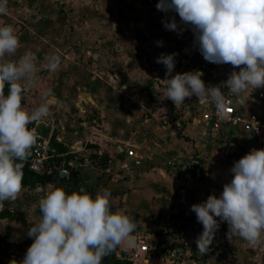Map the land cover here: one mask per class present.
I'll list each match as a JSON object with an SVG mask.
<instances>
[{"label":"crops","instance_id":"obj_1","mask_svg":"<svg viewBox=\"0 0 264 264\" xmlns=\"http://www.w3.org/2000/svg\"><path fill=\"white\" fill-rule=\"evenodd\" d=\"M144 6L145 0H9L7 13L27 16L17 20L18 27L12 25L17 30L42 29L43 45L49 42L46 48L52 45L48 37L58 31L61 49L53 55H58L64 66H68L67 62L84 60L77 47L83 43L101 51L91 53L94 48L86 51V58H93L92 65L118 57L125 59L129 69L118 66L121 68L118 71L90 68L72 71L60 64L54 72L36 74V80L57 79L53 88L59 104L50 113L55 115L58 125L56 140L69 153L75 173L70 181L21 187L20 196L24 198L19 203L12 200L9 208L16 229L4 241L0 237V244L25 255L33 242L26 231L40 219V200L55 187H63L67 192L83 188L92 195L105 189L110 191L111 209L129 215L135 229L142 232L152 228L157 218L191 211L192 204L213 192L219 195L223 184L231 178L229 169L234 162L253 148H264L240 126L223 127L221 138H212L203 115L206 104L198 102L195 96L185 98L178 106L165 99L166 79L170 77L166 76L164 65L156 62L161 53H177L173 76L200 69L192 57L174 44L171 36L159 33L150 24ZM107 30L115 33L118 30L117 37L103 35L102 31ZM127 37L131 42L139 41L137 37L145 38L135 46L146 52V58L129 53L125 47ZM68 39L77 48L64 49ZM161 40L163 45L158 46L157 41ZM47 51L44 49L43 57L39 51L31 52L34 61H47L52 56ZM142 61L147 66L154 64L156 71L152 74L156 81L151 84L144 81L145 71L137 67ZM202 73L206 85H216ZM79 76L90 81L79 85ZM31 89V85H23V90ZM258 95L259 91L254 89L245 98H236L238 106L247 113H261ZM85 147L91 150L90 158L83 157L87 154ZM94 155L109 158V164L100 165ZM9 220L0 219V232L7 230ZM25 236L27 239L21 242ZM102 264L132 263L109 254ZM210 264H264V240L253 246L232 235L231 254Z\"/></svg>","mask_w":264,"mask_h":264},{"label":"clouds","instance_id":"obj_2","mask_svg":"<svg viewBox=\"0 0 264 264\" xmlns=\"http://www.w3.org/2000/svg\"><path fill=\"white\" fill-rule=\"evenodd\" d=\"M8 5L9 0H0V14L7 13ZM156 8L178 14L179 23L172 17L162 21L164 27L178 33L190 28L206 61L233 68L220 84L206 85L200 70L173 76L177 53H161L156 62L164 65L170 77L165 99L178 106L195 96L201 104L211 102L224 114V89L243 99L264 87V0H158ZM20 48L14 27L0 26V207L21 191L23 162L37 137L36 127L29 125L45 122L50 109L59 104L49 91L38 107L31 111L22 107L23 85L35 84L37 65L28 52L10 59ZM60 62L58 55H52L44 67L54 72ZM229 173L231 178L219 195L213 192L190 206L203 226L195 240L197 251L203 254L209 251L220 222L227 223L229 234L253 246L264 240V148L250 150L234 162ZM39 211V221L26 231L33 242L17 264H102L118 246L134 244L133 218L111 209V193L106 189L92 195L83 188L67 192L55 187L40 200ZM12 225L17 226L15 221Z\"/></svg>","mask_w":264,"mask_h":264},{"label":"built area","instance_id":"obj_3","mask_svg":"<svg viewBox=\"0 0 264 264\" xmlns=\"http://www.w3.org/2000/svg\"><path fill=\"white\" fill-rule=\"evenodd\" d=\"M158 0H145L144 11L150 24L163 35L171 36L176 44L189 57L195 60L198 68L216 85L228 78L233 68L229 64H215L206 61L198 51L194 43V33L185 29L182 33L167 30L163 20H171L176 13H164L157 10ZM180 27H184L180 25ZM239 70L238 68L236 69ZM258 98L263 111L261 113H247L240 109L236 97L227 89H224L226 107L224 114L218 113L213 103H207L203 109L204 120L209 124V134L214 139H220L223 127L240 126L257 145L264 146V87L257 88ZM36 127V143L32 146L30 169L35 172L55 171L57 180L70 181L73 174V163L67 159V154L59 151L53 143L57 130V121L54 119ZM33 127V126H32ZM87 153L83 157L90 158L91 150L84 148ZM84 152V153H85ZM61 161H59V159ZM63 172V175L61 173ZM207 199V198H206ZM200 200L198 203L206 200ZM4 206L0 207V212ZM217 220L219 218L217 217ZM203 226L197 222L196 215L187 211L179 215L166 218H157L153 227L142 232H133L134 244L132 246H118L110 254L117 259L129 261L132 264H152L163 261L164 264H210L213 261L226 259L231 254V238L226 222H220V227L215 233L209 251L205 254L197 251L196 237L202 232ZM24 258V254L8 248L5 243L0 244V264H17Z\"/></svg>","mask_w":264,"mask_h":264},{"label":"rangeland","instance_id":"obj_4","mask_svg":"<svg viewBox=\"0 0 264 264\" xmlns=\"http://www.w3.org/2000/svg\"><path fill=\"white\" fill-rule=\"evenodd\" d=\"M73 10H71L72 12ZM25 14H22V13H19L18 15L16 14H13V13H6V14H0V26H4V25H14L15 27L17 26L18 27V21H20L21 19L24 20V16ZM17 16L20 17L17 18ZM35 16V15H33ZM56 15H52L53 18H55ZM25 17H27L25 15ZM37 17V16H36ZM144 25H146V27H148V24L147 23H144ZM15 31H16V34L19 36L20 38V41H21V48L18 49L17 53L15 56L11 57L10 59H18L21 55H23L25 52H33L34 50L36 51H39V54H41L40 56L43 57L44 55V49L47 51V53H51L52 55L53 54H56L57 52H59V50L61 49V45H59L60 41H59V37L60 35L58 34V31H54L55 33H52L48 38L51 39V42H52V45H50V47L46 48V46L48 45L47 42L46 44L43 45L42 42H44V39H43V35H44V32L42 29H36V30H25V29H20V30H17V28H14ZM118 31V30H117ZM117 31L115 33V31H102V34L105 35L106 37H109V36H113L115 35V37H117ZM45 35L47 36V34L45 33ZM159 35L158 33L156 35H153V36H157ZM152 36V38H153ZM137 39L139 41H135L134 39H132L133 42L130 41V38L127 37L126 38V49L129 51V53L131 55H135L137 58L139 57V55H141L143 58H146V52L140 47V46H135L137 43H142L143 41H145L144 39L145 38H142V37H137ZM50 41V40H49ZM42 43V44H40ZM66 46H63L64 49H67L68 51H70L71 49L73 48H79L78 49V53L81 55V58H83L84 60L80 61V62H70L66 65L68 66H64L63 65V62L60 63L63 65V67L67 70H85V69H89L90 70H98V69H113L115 71H118V69H121V68H118V66L122 67L123 70H125V66H127V64H125V59L123 58H109V60H100L98 62V64H95V65H92V56H87V58L89 59L87 61V58H86V51L87 50H91V48H94L92 49L93 51L91 53H95V52H101L100 49L96 48L95 46H92V45H79V46H75V44H70V39L66 40ZM59 49V50H58ZM140 49V50H138ZM153 53V52H152ZM41 57V58H42ZM118 63V64H115ZM133 62H136V61H133ZM34 63L37 65V73L41 76L42 73H44L45 71H48L44 65L47 63V61L43 60V61H34ZM129 65V64H128ZM138 68H140L141 70H144L145 73H144V81L146 80L149 84H151V82H154L156 81V76L152 74V71L155 70L154 68V64L152 65H148L145 63V62H140L138 63L137 65ZM127 69H129V66H127ZM156 71V70H155ZM113 74V73H112ZM37 76V75H36ZM87 76V75H86ZM52 79V78H51ZM49 79L47 77H44V78H40L38 80H36V83L35 84H32L31 87L32 89L31 90H23V94H22V107H24L26 110L28 111H31L33 108L35 107H38L44 100V94L46 92H52L54 94V89L53 86L55 84V81L57 82V79ZM90 81L89 78H82L81 76H79V78H77V82L79 85L81 84H86ZM72 82V81H70ZM134 82V81H133ZM56 91V90H55ZM71 92V91H70ZM48 119H54L56 120V117L55 115L53 114H49L47 117L44 118V120H48ZM75 171L72 169V174L74 175ZM20 193L17 195V198L15 200H13V202H16V203H19V201L21 199H23V195L20 196ZM24 193V192H23ZM1 219V217H0ZM15 221V218L14 219H10L7 223V230H3L0 232V233H3V234H0L2 236L1 239L2 241L5 240V237H7L8 235H12L14 233V230L16 229L13 225H12V222ZM0 226H1V222H0ZM2 228V226H1ZM263 249V248H262ZM263 253V252H261Z\"/></svg>","mask_w":264,"mask_h":264},{"label":"trees","instance_id":"obj_5","mask_svg":"<svg viewBox=\"0 0 264 264\" xmlns=\"http://www.w3.org/2000/svg\"><path fill=\"white\" fill-rule=\"evenodd\" d=\"M3 91L5 94H7V92H8V86L7 85H5L3 87ZM32 126H34V125H32V124L29 125V127H32ZM53 143L58 147L60 152H62V153L66 152L65 147L56 140V133H55V136L53 138ZM31 157H32V148H31V154L23 162L22 187H24V186H30L31 187V186H34L36 184L46 185L48 183H52L53 181L57 180L55 178V175H56L55 171H48L47 170L43 173H38V172H35L32 169H30ZM61 159L62 158H60L59 161H61ZM67 159H70V157L68 156ZM94 159H96V160L98 159L100 165L107 166L109 164V158L105 157L104 155H101L99 157L97 155H94ZM67 186H68V183L66 184V188H67ZM10 205H11V201H4L3 202L4 208L0 212L1 218L12 219L14 217L12 211H10V209H9Z\"/></svg>","mask_w":264,"mask_h":264},{"label":"water","instance_id":"obj_6","mask_svg":"<svg viewBox=\"0 0 264 264\" xmlns=\"http://www.w3.org/2000/svg\"><path fill=\"white\" fill-rule=\"evenodd\" d=\"M25 239H27V237H23V239H20L21 242H23Z\"/></svg>","mask_w":264,"mask_h":264}]
</instances>
